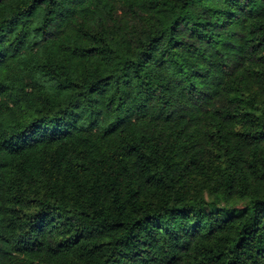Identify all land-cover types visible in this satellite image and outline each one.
<instances>
[{
  "label": "trees",
  "instance_id": "16d2710c",
  "mask_svg": "<svg viewBox=\"0 0 264 264\" xmlns=\"http://www.w3.org/2000/svg\"><path fill=\"white\" fill-rule=\"evenodd\" d=\"M0 264H264V0H0Z\"/></svg>",
  "mask_w": 264,
  "mask_h": 264
}]
</instances>
